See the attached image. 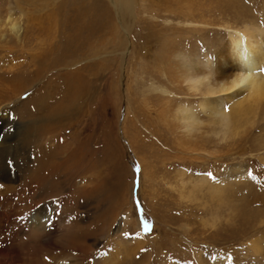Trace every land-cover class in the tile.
I'll use <instances>...</instances> for the list:
<instances>
[{"label": "rangeland", "instance_id": "obj_1", "mask_svg": "<svg viewBox=\"0 0 264 264\" xmlns=\"http://www.w3.org/2000/svg\"><path fill=\"white\" fill-rule=\"evenodd\" d=\"M253 26L264 0H0V264H264V105L220 141L178 58Z\"/></svg>", "mask_w": 264, "mask_h": 264}, {"label": "bare ground", "instance_id": "obj_2", "mask_svg": "<svg viewBox=\"0 0 264 264\" xmlns=\"http://www.w3.org/2000/svg\"><path fill=\"white\" fill-rule=\"evenodd\" d=\"M178 58L186 70L182 77L187 82L188 90H200L203 96L198 109L204 110L208 115L210 121L207 122L213 125L210 128L212 133L219 135L220 141L238 136L241 133L239 129L244 124L241 119L264 105V29L259 30L253 26V30L250 27L229 30L225 45L217 51L215 59H186L180 54ZM221 94L233 100L228 112L219 108L217 101L209 99L210 96ZM187 107H179L176 111L180 114L178 119L183 123L186 132L191 133L198 130L204 121L200 116L202 112ZM235 118L239 121L237 125ZM247 121L248 117L245 123ZM240 140L242 138L239 136L237 141ZM201 180L207 183L206 178ZM208 188L212 189L211 186ZM213 190L221 195L222 187L215 186Z\"/></svg>", "mask_w": 264, "mask_h": 264}, {"label": "snow or ice", "instance_id": "obj_3", "mask_svg": "<svg viewBox=\"0 0 264 264\" xmlns=\"http://www.w3.org/2000/svg\"><path fill=\"white\" fill-rule=\"evenodd\" d=\"M262 71H264V69H262Z\"/></svg>", "mask_w": 264, "mask_h": 264}]
</instances>
